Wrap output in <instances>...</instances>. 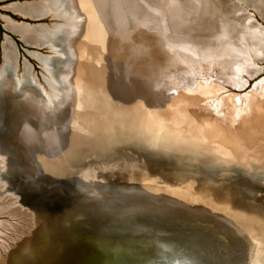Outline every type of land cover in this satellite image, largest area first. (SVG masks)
Listing matches in <instances>:
<instances>
[{"label": "rangeland", "instance_id": "rangeland-1", "mask_svg": "<svg viewBox=\"0 0 264 264\" xmlns=\"http://www.w3.org/2000/svg\"><path fill=\"white\" fill-rule=\"evenodd\" d=\"M234 1L237 6H243V1ZM39 3L41 0H0V25L6 28L0 30V65L2 59L4 61L0 75L7 69L3 43L9 41L14 51L15 70L21 72L25 68L23 61L26 60L33 74L39 78V72L44 69L43 67L46 68L48 75L52 73L54 83L52 87L56 88L53 90L52 98L55 99L61 91L59 83L63 81L64 76L52 69L54 58L47 57L59 54L58 47L51 45L49 40L52 36L54 38L55 34L61 36L60 31L68 33L76 28L74 24L78 17H74L68 9H63V2L60 0H54V4L37 14H25L17 10V7L23 5L32 6ZM244 7L246 13L256 22L253 27L260 36L254 32H251L252 36L251 34L245 36L247 43L240 48V51L243 49V55L234 51L236 45L240 46V41L232 39L228 44L220 41L218 44L220 46L206 48L204 53L208 57L205 60L183 61L176 66L168 65L169 68L158 69L159 81H156L158 86L148 89L147 110L150 129L144 126L138 116L134 118L131 111L124 112L122 117L119 116L122 114L120 111L124 104L118 103L119 114L111 121L114 122V126L102 125L97 128V132L96 129L90 133L85 131L88 134L87 141L98 144L100 151L94 150L80 156L82 150H78L79 152L74 154L78 164L65 168L66 170L59 175L55 174L56 177L70 178V183L80 182L85 180L83 177H77L80 168L88 167L89 172L87 171L84 176L102 182L108 189L131 185L149 192L181 198L190 206L204 203L210 208L225 206L231 211L256 214L264 218V163L255 160L262 157L260 160L264 162V152L257 154L258 143L264 148V0L261 3L262 11H256L254 7ZM79 13L83 27L84 13L82 11ZM224 23L245 29L237 20H226ZM7 24L41 31L38 34L42 37L40 41L33 39L26 41ZM5 34L9 37L5 38ZM230 34L229 39L233 37L234 31ZM153 37L159 39L160 36L156 33ZM160 42L165 43L162 45L165 50L171 49L167 47L171 44L169 41ZM38 43H47L51 46ZM225 48H229V51ZM85 53L88 54L87 51ZM93 58L98 59L97 54L93 55ZM125 58L120 61L127 65L128 60ZM232 60L235 61L230 64ZM100 64L103 65L102 61ZM23 72L26 75V72ZM14 78L20 83L19 73L14 72ZM110 79L113 83L119 80L121 83L125 82L124 75H120V78L112 75ZM168 82L171 83V90L166 85ZM187 82L190 84L182 89L183 83L186 85ZM256 83L258 84L254 87ZM71 88L68 99L70 108L73 107L76 97L75 88ZM194 88L197 90L196 94H190ZM234 95L240 97L237 104L228 100ZM226 97L228 98L225 99ZM68 105L63 108L64 111L56 112L57 117L52 124L53 131L58 130L59 133L60 125L65 123L61 114L66 111L71 113ZM4 118L3 116L1 121ZM127 119L128 125L125 124ZM17 121L20 119H15L11 123V128L18 123ZM50 124L51 122H47L40 125H45L44 128L48 129ZM153 129L161 134L155 133ZM9 130L10 136H17L12 129ZM16 130L20 137L21 128ZM25 147L28 145H24ZM44 153L29 151L27 154H31L35 161L38 156H54L53 151ZM242 155H246L248 159L245 163L241 162ZM60 165V169L65 167L63 164ZM47 168L55 173L60 172L59 168L53 165ZM43 177L48 178L45 175ZM174 189L178 190L177 194L169 192ZM62 190L68 191L65 186ZM8 198L7 200V197L2 195L0 197V243L7 239L3 248L20 234L25 222L20 214L18 202L11 200V197Z\"/></svg>", "mask_w": 264, "mask_h": 264}, {"label": "bare ground", "instance_id": "bare-ground-1", "mask_svg": "<svg viewBox=\"0 0 264 264\" xmlns=\"http://www.w3.org/2000/svg\"><path fill=\"white\" fill-rule=\"evenodd\" d=\"M60 1L63 2V9H68L78 19L74 24L76 28L71 29L68 33L60 31L62 33L61 36H56L55 34L54 38L53 36L50 37L51 39L49 38L50 44L57 46L59 51L64 55L63 61L53 59L55 67L53 65L52 69L58 73L60 72L61 76H64L63 81L59 83L61 91L57 95V98L54 99L56 100L54 103L56 102L58 105L56 104L57 106L54 108L64 111L63 108L69 104L68 99L70 98L69 91L71 87L75 88L74 92L76 96L73 107L70 108V104L68 105L71 113L66 111L64 114H61L65 123L60 125L59 133L57 132L58 130L53 131V121H51L50 128L48 129L44 128L45 125H40L45 123L33 124L21 115L17 117L20 121H17L18 123L13 128H11V123L7 124L5 118L1 121L4 115L3 108L5 110L7 108V106H3L6 102H8V106L12 105V107L19 111L21 109L22 112H26L30 116L42 121H46L45 116H47L51 105L49 100L45 103V100L41 99L42 96L34 94L27 89H23L20 95V83L14 78V51L9 41L3 43V55L7 69L0 75V130H5V127L8 130L4 131V133L0 131V145L12 153L11 155L15 160L14 163H16L18 172L24 169V167H20V155H22L20 146L27 153L29 151L42 153L53 151V157L42 156L47 157L45 161L44 159L41 160L42 166L39 164L34 166V164L32 166L29 165L27 169L37 175L45 174L55 177V174L59 175L68 167L76 166L77 159L74 158L76 152L82 150L80 153V156H82L84 153L94 150L96 152L97 150L100 151L101 148L98 144L87 141L88 134L85 131L90 133L93 129H96L97 132V126L94 127L95 123H99L102 120L103 124L109 120L113 121L115 116L119 114L117 112L118 103L125 105V107L123 105V109L119 108L120 110L122 109L120 111L122 114L119 116L123 115L124 112L131 111L134 114L132 115L134 118L138 116L144 126L150 129L148 121L149 113L147 110L148 89L158 86L156 84V81H159L157 80L158 69L169 68L168 65L170 67L176 66L183 63V61L197 62L205 60L208 57L204 53L206 52V48L213 49V46L218 45L220 41H222L221 43L224 42L223 44H228L232 39L233 41H240V46L234 45V51L243 55V49L240 51V48L243 44L247 43L245 36L247 34H251L252 36L251 32L260 36V33L256 31L253 27L254 25L250 22L246 24L244 21L241 24L243 25V29L245 28L244 30L237 25H226L224 21L230 20H224V16H221L216 11L211 0H166V6H163L161 2L158 6H152L148 0ZM52 4H54V0H41L39 4L32 6L23 5L17 7V10L32 15L43 12ZM211 9L213 12H211ZM80 11L84 13L85 18L83 27H81L82 17L80 18ZM7 26L20 33L26 41L30 39L40 41L42 37L38 34L41 31L37 32L8 24ZM233 26L238 28L236 30L238 37L234 35L229 39L228 30ZM156 33L159 34V39L153 37V34L156 35ZM205 35H210L211 37L208 38ZM161 40L171 43L167 46L171 48L169 51L163 48L162 45L165 43L162 44ZM258 40L261 41L260 38ZM83 47L85 48L82 49ZM228 49L226 51H229ZM86 51L89 55L85 53ZM103 51L106 53L102 54ZM96 54L99 60L94 59L95 57L93 58V55L96 56ZM122 58L128 60L127 65H124L120 61ZM101 61L103 65L100 64ZM234 61H230V64H233ZM112 75H116L118 78H120V75H125L128 88L124 96L122 94L113 95L114 89L120 84L121 80L113 83L110 79ZM170 84L169 82L166 83L171 90L172 86ZM187 84L190 83L187 82L186 85L183 83L181 88H186ZM17 89L19 91H16ZM196 92L197 90L194 88L189 93L196 94ZM110 94L114 97L110 98ZM239 99V96L234 95L228 100H232L235 102L234 104H237ZM125 122V124H129V120ZM9 128L17 134L16 137L9 135L11 133ZM20 128L19 134L21 133V136L18 137L16 129ZM154 132L161 134V132ZM260 133L262 132L260 131ZM260 133H258L259 136H262ZM12 142L14 143L12 144ZM24 145H28V147L24 148ZM261 147L262 144L258 143L257 154L264 152V148ZM63 151L64 154H62ZM240 158L242 163L248 160L246 155H242ZM260 159L262 160V157L255 160L263 164L264 162ZM35 162L38 161L36 160ZM60 164H63L65 167H61L60 169ZM49 165L59 168L58 171L60 172H52L51 169L47 168ZM4 169V157L0 153V173ZM87 171L89 172L88 167L84 169L80 168L77 177H83L85 180L80 182L73 181L72 184L75 190L79 191L82 196L87 197L93 195L99 197L109 192V189L99 181L92 180L87 176L85 177L84 174ZM1 182L0 197L2 195ZM177 191V189L169 190L173 194H177ZM11 200L15 199L12 198ZM21 215L25 219V222L20 234L4 248L3 245L7 239L0 243V256L20 238L21 233L25 229L30 227V220L26 218L25 214ZM253 222H255L253 224L257 227L259 234L264 237V224L259 220L257 221L256 218ZM247 246L248 256L246 264H260V262L264 264V245H261L257 241L252 243L248 240Z\"/></svg>", "mask_w": 264, "mask_h": 264}, {"label": "water", "instance_id": "water-1", "mask_svg": "<svg viewBox=\"0 0 264 264\" xmlns=\"http://www.w3.org/2000/svg\"><path fill=\"white\" fill-rule=\"evenodd\" d=\"M148 1L152 6L160 2L166 6V0ZM211 1L225 19L253 25L256 22L244 6L262 11L263 2L241 0L240 7L234 0ZM233 27L228 36L234 31L238 37V29ZM6 37L9 36L5 34ZM58 52L47 57L63 61V53ZM25 61V70L20 72V95L27 89L41 95L45 103L49 100L46 121L8 106V102L3 104L7 106L6 110L3 108V116L7 124L19 115L33 124L54 121L58 111L54 107L58 104L52 98L56 90L52 87L53 75L51 72L48 75L43 67L39 78ZM127 88L126 80L120 82L113 95L124 96ZM102 122L95 123L97 128L114 126V122ZM7 130L5 127L0 131ZM0 146L5 168L0 173L2 196L14 198L20 205V214L31 221L28 230L0 256V264H246L247 241L264 245V237L253 224L255 218L264 224L259 215L231 211L225 206L210 208L205 203L190 206L181 198L131 185L109 188V192L99 197L82 196L70 178L41 176L27 169L29 165H41V160L48 156H36L35 162L20 146V167L24 169L18 172L12 153ZM64 186L68 191L62 190Z\"/></svg>", "mask_w": 264, "mask_h": 264}, {"label": "flooded vegetation", "instance_id": "flooded-vegetation-1", "mask_svg": "<svg viewBox=\"0 0 264 264\" xmlns=\"http://www.w3.org/2000/svg\"><path fill=\"white\" fill-rule=\"evenodd\" d=\"M3 29H4L3 25H0V30H3ZM0 66H1V67L3 66V65H2V62H1V65H0ZM14 72L20 74V71H19V70H15V69H14Z\"/></svg>", "mask_w": 264, "mask_h": 264}]
</instances>
